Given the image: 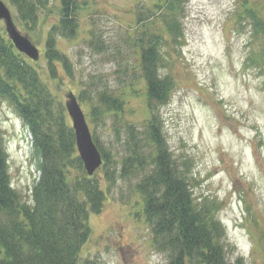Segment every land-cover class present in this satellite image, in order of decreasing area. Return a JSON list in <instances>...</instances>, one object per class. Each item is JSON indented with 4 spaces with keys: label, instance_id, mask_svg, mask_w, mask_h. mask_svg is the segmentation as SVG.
I'll list each match as a JSON object with an SVG mask.
<instances>
[{
    "label": "rangeland",
    "instance_id": "1",
    "mask_svg": "<svg viewBox=\"0 0 264 264\" xmlns=\"http://www.w3.org/2000/svg\"><path fill=\"white\" fill-rule=\"evenodd\" d=\"M0 1L19 32L39 51L37 61L26 59L41 80L49 81L63 107L66 95L74 94L91 137L95 135L112 162V183L104 179L103 168L91 176L99 181L105 201L99 213L89 216L90 236L79 252V263L168 264L166 254L153 248L142 214L136 184L143 173L120 177L127 132L143 131L148 117L141 92L124 97L123 115L105 113L98 122L90 117L88 103L79 100L81 91L93 95L123 87L127 81L123 66L134 63L124 46L126 33L133 29L137 11L155 0H76L77 34L70 40H55L57 50L71 62L69 76L58 66V86L49 78L45 41L61 17L60 0H33L37 18L31 28L19 22L8 0ZM181 4L183 42L162 50L169 64L161 74L169 75L174 85L158 111L162 133L178 165L186 162L192 196L217 204L225 258L264 264V75L249 61L259 53L261 39L246 13L255 10L256 17L264 19V0H182ZM0 32H5L1 21ZM65 115L72 127L66 110ZM0 133L11 185L28 198L39 178L31 136L14 108L2 100ZM68 172L71 178H81L85 171ZM3 257L1 252L0 260Z\"/></svg>",
    "mask_w": 264,
    "mask_h": 264
},
{
    "label": "trees",
    "instance_id": "2",
    "mask_svg": "<svg viewBox=\"0 0 264 264\" xmlns=\"http://www.w3.org/2000/svg\"><path fill=\"white\" fill-rule=\"evenodd\" d=\"M8 2L25 27L35 24L37 9L33 0ZM60 3L61 17L45 41L49 78L57 86L61 81L58 66L69 76L71 62L57 50L55 40L75 37L76 12L80 9L76 0ZM181 3L155 0L153 5L139 9L124 42L134 61L123 66L127 81L116 90L93 95L81 91L79 100L88 103L90 117L98 122L105 113L123 115L124 97L141 92L148 117L143 131L130 128L127 132L120 177L143 173L136 184L143 201L142 214L150 227L153 248L166 254L168 264H243L241 258L235 262L225 258L224 231L215 215L217 204L197 201L192 196L186 162L178 165L162 133L158 111L174 88L170 76L161 74L169 64L162 50L179 47L183 42ZM246 13L252 17L254 34L261 39L259 53L249 61L264 75V19L257 18L255 10ZM26 58L5 32H0V100L14 108L31 136L39 172L28 198H23L11 185L0 133V253L4 255L0 264H99L91 260L79 263V252L90 236L89 216L101 211L105 195L95 177L85 172L81 178L69 177L70 168L83 171L74 132L62 103L50 91L49 81L41 80ZM92 140L103 160L104 179L112 183V162L95 135Z\"/></svg>",
    "mask_w": 264,
    "mask_h": 264
},
{
    "label": "water",
    "instance_id": "3",
    "mask_svg": "<svg viewBox=\"0 0 264 264\" xmlns=\"http://www.w3.org/2000/svg\"><path fill=\"white\" fill-rule=\"evenodd\" d=\"M0 21L3 22L5 34L13 47L31 61H37L39 51L30 42L28 36L22 35L16 28L9 9L2 1H0ZM64 107L71 121L78 157L86 175L91 177L102 165L101 154L92 140L85 115L73 93L69 92L66 95Z\"/></svg>",
    "mask_w": 264,
    "mask_h": 264
}]
</instances>
